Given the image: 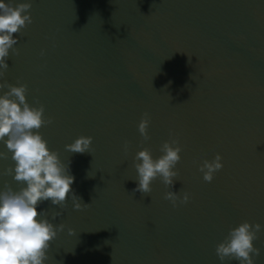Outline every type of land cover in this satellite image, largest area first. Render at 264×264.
I'll list each match as a JSON object with an SVG mask.
<instances>
[{
  "label": "clouds",
  "instance_id": "obj_1",
  "mask_svg": "<svg viewBox=\"0 0 264 264\" xmlns=\"http://www.w3.org/2000/svg\"><path fill=\"white\" fill-rule=\"evenodd\" d=\"M31 8L30 0L15 5L12 0L7 3L0 0V90L8 89L0 95V142L7 149L0 151V159H8L11 153V159L15 162L14 167L9 166L2 175L12 176L16 182L26 185L14 191L5 183L3 190H0V264H45L49 259L51 242L58 232L64 230L65 224L54 225L46 212H38L40 203L50 201L52 205L64 208L71 195L75 210L91 206V203H83L72 189L75 177L70 174L71 161L64 164L58 152L48 147V142L38 131L53 123L51 117H45V106L38 101V107L28 103L26 84L13 85L4 79L9 68L7 60L10 50L12 54H19V49L15 47L18 37H14V34H21V29L33 23ZM40 54L45 55V50L42 49ZM150 121L149 113L145 112L138 124V131L144 141L150 139ZM92 143L93 137L81 135L74 142L66 144L65 150L73 154H91ZM129 144V141L124 142L125 153ZM182 150L179 139L170 133V139L160 147L162 155L159 158L154 159L147 147L138 151L134 158L138 177L133 193L150 194L152 181L158 177L166 188L174 186L179 176L176 165L181 160ZM221 161L222 157L217 153L213 160L205 159L199 164L198 171L205 182L211 183L216 173L222 170ZM164 198L173 207H178L189 202L190 194L185 191L181 195L180 191L169 190ZM62 214V211L55 212L52 219ZM42 215L44 218H41ZM261 230V224L248 221L230 228L216 246L219 260L255 264V257L260 255L261 250L255 247L254 241ZM68 232L73 235L75 230L69 228Z\"/></svg>",
  "mask_w": 264,
  "mask_h": 264
}]
</instances>
